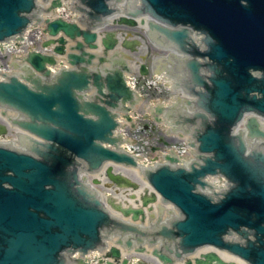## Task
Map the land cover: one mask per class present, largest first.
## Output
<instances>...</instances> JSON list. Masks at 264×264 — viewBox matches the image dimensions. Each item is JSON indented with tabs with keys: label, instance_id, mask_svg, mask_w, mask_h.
<instances>
[{
	"label": "water",
	"instance_id": "1",
	"mask_svg": "<svg viewBox=\"0 0 264 264\" xmlns=\"http://www.w3.org/2000/svg\"><path fill=\"white\" fill-rule=\"evenodd\" d=\"M82 3L87 8L77 6L76 10L83 13L91 27L103 26L105 17L112 12L106 0H82ZM143 3L141 8L128 10L130 18L122 17L114 23L135 28V18L150 14L156 21L149 22L148 36L160 43L165 38L163 45L187 54L182 62L195 85L204 90L192 94L200 98L197 105L205 112L180 118L186 131L195 127L199 151L212 154L199 169L162 167L153 174L152 184L163 195L164 202L173 203L185 216L174 229L161 227L157 236L165 240L162 250L181 259L201 246L213 245L250 264H264V152L246 156L242 137L232 135L245 113L264 117V0H143ZM60 6L59 0L52 3V8ZM39 11L36 0H0V41L22 34L34 20L39 21ZM159 21L173 27L178 21L188 23L192 29L202 28L210 39L209 50L205 53L198 50L191 29L169 28ZM45 32L51 37L62 32L73 40L82 37L83 43L74 48L81 54L68 55L69 64L75 69H61L51 78L47 66L56 64L53 57L30 52L25 59L30 68L24 74L0 81V105L25 118L14 120L13 124L41 139H30L28 147L32 154L0 145V264H61L65 251L70 254L79 245L90 246L86 241L89 238L96 241L98 226L104 224L110 226V231L135 233L139 242L145 236L144 231L112 221L93 209L99 207L97 201L93 207H87L92 194L80 187L75 168L80 166L77 160L84 162L89 172L99 170L109 160L135 164L130 157L105 147L116 146L119 141L114 137L119 125L114 110H127V103H134L124 76L129 68L125 63L115 62L104 74L91 73L86 66L96 57L84 48L98 49L96 33L81 31L77 25L61 19L47 21ZM204 39L195 36L199 44ZM55 43L58 45L54 53L64 55V38L47 41L43 47ZM116 44L114 33L106 34L102 40L105 52L113 50ZM138 46V41L128 39L122 43L131 52H136ZM199 57L205 62L199 61ZM206 58L221 68L207 64ZM99 63H106V59L99 58ZM206 67L212 72L208 79L202 74ZM141 71L147 74L145 65ZM251 72L262 74L256 77ZM91 88H95L96 94L87 99L85 93ZM157 111L161 113L162 109ZM247 129L249 138L264 139L257 119H249ZM6 133V127L0 125V135ZM167 159L178 162L175 158ZM219 173L235 185L225 198L215 202L213 197L198 193L196 187L206 186L203 179L207 175ZM108 174L114 181L124 182L112 175L110 169ZM140 213L141 210L133 211L135 216ZM242 227L254 230L259 245L252 242L245 247L224 242L222 236L228 230L240 231ZM156 242L154 239L151 244ZM171 243H175V249ZM164 252L155 251L154 255L164 264H172L173 260ZM214 262L227 264L215 253L196 259V264Z\"/></svg>",
	"mask_w": 264,
	"mask_h": 264
},
{
	"label": "bare ground",
	"instance_id": "2",
	"mask_svg": "<svg viewBox=\"0 0 264 264\" xmlns=\"http://www.w3.org/2000/svg\"><path fill=\"white\" fill-rule=\"evenodd\" d=\"M32 33L34 36L38 35V37H42L41 34L38 33V31H33V32H31V34ZM125 37H127V36L122 35L120 37L121 41L119 44V48H123L122 43H123ZM129 39L133 41V38L130 36H129ZM0 49L3 51V46ZM11 50H14V49H10L8 51L5 49L6 52H9ZM140 61H141V59L137 60V62L134 63V66H138L140 64ZM0 70L4 71V68L1 67V64H0ZM3 120H4V118H3V114H2V109L0 108V121H3ZM184 141H186L185 138H184ZM155 154L160 155L158 153H155ZM156 159H159V160L158 161L150 160V161H148V163H154L157 166H160V164H163V165L166 164L160 158H156ZM109 169L111 170L112 175H114L116 177H120L121 179H123L124 182L122 184H116V183L112 182V180L107 176V173L105 172L106 169L102 172V174H100L99 177L96 176L95 177L96 180L100 181L99 186L105 191V193L102 192L104 199L105 198H107V199L112 198L115 202H117V203L123 202L125 205L126 204H135V205L139 204V199H140L141 193L149 191L146 183H144V180L140 176L139 172H137L136 170H127L125 168L116 167V166H112L111 168L109 167ZM108 170H107V172H108ZM211 181H212V183L215 184V186H217L216 189L224 187L219 179L214 180V178H212ZM159 209L160 208L158 206L155 207V204L153 206H150V208H149V210L153 211V213H155V215L159 213ZM124 255L125 256H131L132 261L129 264H161L160 260L154 256L149 257V259H145L148 256L126 255V254L122 253L120 256V259ZM222 256H224L225 258L227 257V259L230 258V257H228L227 254H222ZM95 260L100 261L101 258H97ZM124 262H125V264H127L126 261H124Z\"/></svg>",
	"mask_w": 264,
	"mask_h": 264
},
{
	"label": "rangeland",
	"instance_id": "3",
	"mask_svg": "<svg viewBox=\"0 0 264 264\" xmlns=\"http://www.w3.org/2000/svg\"><path fill=\"white\" fill-rule=\"evenodd\" d=\"M140 34H142V33H140ZM149 48H151V46H149ZM154 53L156 52V53H158L156 50H152ZM1 62H2V64H9V62H10V59H9V57H4V58H1ZM158 133H159V135L161 136V137H164V135L162 134V133H160L159 131H157V133H156V135H158ZM159 136V137H160ZM164 139H165V137H164ZM175 140H173V141H170V142H174Z\"/></svg>",
	"mask_w": 264,
	"mask_h": 264
}]
</instances>
